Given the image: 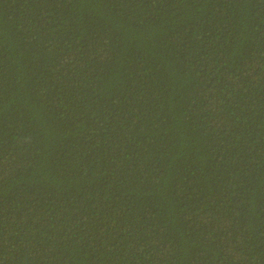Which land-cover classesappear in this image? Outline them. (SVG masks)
Listing matches in <instances>:
<instances>
[{"label":"trees","instance_id":"1","mask_svg":"<svg viewBox=\"0 0 264 264\" xmlns=\"http://www.w3.org/2000/svg\"><path fill=\"white\" fill-rule=\"evenodd\" d=\"M0 264H264V0H0Z\"/></svg>","mask_w":264,"mask_h":264}]
</instances>
